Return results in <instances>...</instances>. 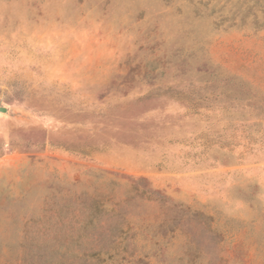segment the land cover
Listing matches in <instances>:
<instances>
[{"label":"rangeland","instance_id":"1","mask_svg":"<svg viewBox=\"0 0 264 264\" xmlns=\"http://www.w3.org/2000/svg\"><path fill=\"white\" fill-rule=\"evenodd\" d=\"M0 107V264H264V0H0Z\"/></svg>","mask_w":264,"mask_h":264},{"label":"water","instance_id":"2","mask_svg":"<svg viewBox=\"0 0 264 264\" xmlns=\"http://www.w3.org/2000/svg\"><path fill=\"white\" fill-rule=\"evenodd\" d=\"M0 110L1 111H6L7 109H6V107H0Z\"/></svg>","mask_w":264,"mask_h":264},{"label":"trees","instance_id":"3","mask_svg":"<svg viewBox=\"0 0 264 264\" xmlns=\"http://www.w3.org/2000/svg\"><path fill=\"white\" fill-rule=\"evenodd\" d=\"M160 198L164 199V197H163V196H162V197H160Z\"/></svg>","mask_w":264,"mask_h":264}]
</instances>
